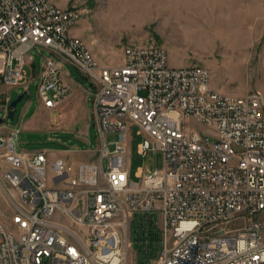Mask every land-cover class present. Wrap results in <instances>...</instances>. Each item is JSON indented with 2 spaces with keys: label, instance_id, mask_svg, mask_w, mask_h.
Instances as JSON below:
<instances>
[{
  "label": "built area",
  "instance_id": "built-area-1",
  "mask_svg": "<svg viewBox=\"0 0 264 264\" xmlns=\"http://www.w3.org/2000/svg\"><path fill=\"white\" fill-rule=\"evenodd\" d=\"M78 16L77 8L48 0H0V151L4 178L20 197L13 228L0 226L3 264H123L133 217L155 212L163 249L146 264H264V91L223 94L203 67L173 70L160 46L128 47L121 69L92 62L71 34ZM33 50L49 54L39 76L43 108L55 110L73 93L64 65L90 84L97 161L80 162L75 173L46 151L20 150V126H6V94L28 93ZM133 122L144 123L141 155L166 154L163 169H139L141 182L128 166ZM109 135L118 139L110 143ZM58 212L71 224L54 221ZM98 238L107 239V250L98 249Z\"/></svg>",
  "mask_w": 264,
  "mask_h": 264
},
{
  "label": "rangeland",
  "instance_id": "rangeland-1",
  "mask_svg": "<svg viewBox=\"0 0 264 264\" xmlns=\"http://www.w3.org/2000/svg\"><path fill=\"white\" fill-rule=\"evenodd\" d=\"M49 1L58 7L80 11V19L73 29L101 65L121 66L128 47L160 46L167 51L171 67L207 69L212 88L223 94L242 97L251 91H264V0ZM44 56L49 54L40 55L36 50L30 53L25 77L33 81L18 104L14 119H8L6 126L9 129L20 126V150L47 151L49 155L68 150L75 159L83 156L87 161L96 162L99 139L92 96L80 104L78 95L73 93L45 119L35 118L43 110L38 85ZM63 72L70 74L68 80L74 79L90 88L89 82L73 66L64 65ZM23 93L24 88L19 87L6 95L11 97L12 103ZM192 126L198 131H206V127L198 123ZM139 130L138 125L130 126L128 136V166L134 182H141L137 177L139 169L142 168L145 174L153 173L163 169L164 162L160 152L149 151L145 156L139 153L143 141L138 135ZM117 139V135L107 136L110 143ZM104 165L107 170V161ZM6 169L0 151V226L10 230L20 197L17 189L4 178ZM62 218L58 212L53 220L71 224L68 218ZM160 219L158 212L133 217L128 231L132 242L128 250L129 264H146V254L151 248L148 229ZM158 238L152 245L153 256L163 249L162 232ZM125 239L128 247V238Z\"/></svg>",
  "mask_w": 264,
  "mask_h": 264
},
{
  "label": "crops",
  "instance_id": "crops-1",
  "mask_svg": "<svg viewBox=\"0 0 264 264\" xmlns=\"http://www.w3.org/2000/svg\"><path fill=\"white\" fill-rule=\"evenodd\" d=\"M71 34L74 35V36H77L74 29L72 28L71 30ZM67 75V82L71 85L72 89H73V93L77 94V101L81 102L82 101H87L88 99V96H91L89 93H88V88L84 87V85H82L80 82L74 80V79H71V80H68V78H70V74L68 72L65 73ZM72 93V94H73ZM72 96V95H71ZM70 96V97H71ZM69 97V98H70ZM76 101H74L75 103ZM59 108V107H58ZM57 108V109H58ZM53 110H48V109H45L43 108L42 111L38 112L36 115H35V118L36 119H45V117L47 116V114L49 112H51ZM47 152V151H46ZM48 153V152H47ZM77 153H80V152H77ZM82 156V155H81ZM48 158H49V161H54L55 159H58V158H61V159H64L73 169V173L76 172V169H77V166L80 162H84V161H87L84 159V157L82 156L81 159H75L74 157H71V155H69L68 153V150H66L65 153H54L52 155H49L48 154Z\"/></svg>",
  "mask_w": 264,
  "mask_h": 264
},
{
  "label": "bare ground",
  "instance_id": "bare-ground-1",
  "mask_svg": "<svg viewBox=\"0 0 264 264\" xmlns=\"http://www.w3.org/2000/svg\"><path fill=\"white\" fill-rule=\"evenodd\" d=\"M48 6L49 7H58L56 4L52 3L51 1L48 0ZM80 19V16H78V21ZM80 46H85L88 48V46L85 44V42L80 39ZM161 50L166 51L164 48L161 47ZM128 52V48L126 49L125 53ZM91 61L92 62H98L93 55L91 54ZM113 69H121V66L113 67ZM173 70H182V68H174L172 67ZM133 125H138L140 127V130H144V123L140 122H133ZM163 154L164 161H166V154H164V151H157ZM89 242H97V234H89ZM126 239L121 238V247H127L126 246ZM98 249L99 250H107V239L105 238H98ZM0 264H3V256H0ZM123 264H129L128 263V257H123Z\"/></svg>",
  "mask_w": 264,
  "mask_h": 264
},
{
  "label": "trees",
  "instance_id": "trees-1",
  "mask_svg": "<svg viewBox=\"0 0 264 264\" xmlns=\"http://www.w3.org/2000/svg\"><path fill=\"white\" fill-rule=\"evenodd\" d=\"M149 225H147V227H148ZM159 230H157L156 229V226H155V224L154 223H152L151 225H150V227H149V229H148V236H150L151 237V248H150V252L149 251H147V254H146V257H151V256H153L154 255V252L153 251H151V249H152V245H153V243H155V241H157V240H159ZM149 250V249H148Z\"/></svg>",
  "mask_w": 264,
  "mask_h": 264
},
{
  "label": "water",
  "instance_id": "water-1",
  "mask_svg": "<svg viewBox=\"0 0 264 264\" xmlns=\"http://www.w3.org/2000/svg\"><path fill=\"white\" fill-rule=\"evenodd\" d=\"M24 97H25V93L21 94L16 100H14L11 103V111H10V114H9V119L10 120L14 119L17 106L23 100Z\"/></svg>",
  "mask_w": 264,
  "mask_h": 264
}]
</instances>
